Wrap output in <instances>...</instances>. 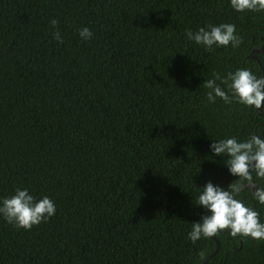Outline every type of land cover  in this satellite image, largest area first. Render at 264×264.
<instances>
[{"label":"trees","instance_id":"1","mask_svg":"<svg viewBox=\"0 0 264 264\" xmlns=\"http://www.w3.org/2000/svg\"><path fill=\"white\" fill-rule=\"evenodd\" d=\"M223 23L238 47L185 35ZM263 45L264 11L230 0H0V206L18 188L56 206L31 230L0 215V264H264V240L188 238L202 188L238 180L211 144L264 138V106L209 103L203 83L264 78ZM236 198L264 223L251 189Z\"/></svg>","mask_w":264,"mask_h":264},{"label":"clouds","instance_id":"2","mask_svg":"<svg viewBox=\"0 0 264 264\" xmlns=\"http://www.w3.org/2000/svg\"><path fill=\"white\" fill-rule=\"evenodd\" d=\"M232 8L243 13L246 11H264V0H230ZM51 27L57 29L53 32L54 38L63 43V37L58 30V21H50ZM79 35L84 40L92 38L93 33L89 28L79 30ZM188 40L212 50L213 46L231 45L238 47L243 41L236 34V27L231 23L209 25L196 32L186 30ZM212 79H207L203 86L208 89L207 101L215 103L221 98L225 103H231L232 98L238 102L255 109L264 106V78H257L248 69H239L227 73L222 78L219 73H213ZM221 81L231 91L232 97L217 84ZM211 151L217 157H226V166L230 174L238 177L230 183L227 189L208 182L196 201L197 206H202L206 213L199 222L192 224L188 238L196 243L202 237H215L223 230H230L232 237H250L253 240H264V223L259 219V212L247 207L236 197L245 189H251L259 204L264 205V187L258 186L253 178H264V138L251 135L244 141L235 137L214 141ZM56 213L55 203L47 196L36 200L29 194L27 188L16 189L11 197L4 198L0 206V215L11 225L18 229L31 230L33 226L47 223ZM198 256L205 258V252L200 251Z\"/></svg>","mask_w":264,"mask_h":264},{"label":"water","instance_id":"3","mask_svg":"<svg viewBox=\"0 0 264 264\" xmlns=\"http://www.w3.org/2000/svg\"><path fill=\"white\" fill-rule=\"evenodd\" d=\"M264 48V45H263V47H262V49ZM261 49V50H262ZM257 51H259V50H254L252 53H251V57H254V52H257Z\"/></svg>","mask_w":264,"mask_h":264}]
</instances>
